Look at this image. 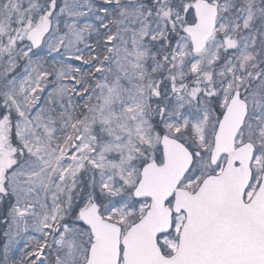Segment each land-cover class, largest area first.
<instances>
[{
  "label": "snow or ice",
  "instance_id": "6c2138e0",
  "mask_svg": "<svg viewBox=\"0 0 264 264\" xmlns=\"http://www.w3.org/2000/svg\"><path fill=\"white\" fill-rule=\"evenodd\" d=\"M0 264H264V0H0Z\"/></svg>",
  "mask_w": 264,
  "mask_h": 264
}]
</instances>
